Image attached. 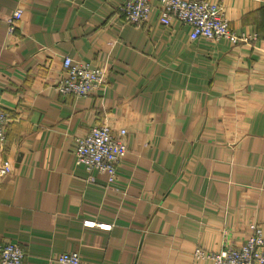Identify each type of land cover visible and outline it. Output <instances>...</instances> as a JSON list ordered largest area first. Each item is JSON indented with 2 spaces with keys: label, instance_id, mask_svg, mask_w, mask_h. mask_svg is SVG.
Here are the masks:
<instances>
[{
  "label": "crops",
  "instance_id": "obj_1",
  "mask_svg": "<svg viewBox=\"0 0 264 264\" xmlns=\"http://www.w3.org/2000/svg\"><path fill=\"white\" fill-rule=\"evenodd\" d=\"M209 1L253 38L192 40L155 2L130 23L123 0H0V163L12 165L0 246L18 243L22 264L65 251L81 264H213L195 248L239 245L254 225L264 237V0ZM65 54L103 66L88 95L54 90ZM102 123L126 130L112 182L75 161V137Z\"/></svg>",
  "mask_w": 264,
  "mask_h": 264
},
{
  "label": "built area",
  "instance_id": "obj_2",
  "mask_svg": "<svg viewBox=\"0 0 264 264\" xmlns=\"http://www.w3.org/2000/svg\"><path fill=\"white\" fill-rule=\"evenodd\" d=\"M153 2L160 9V21L169 24L173 19L191 27L190 39L207 38L226 40L233 44L248 43L253 36L236 32L225 18L222 5L209 0H123L118 9L130 23H142L148 20ZM22 16V9H14L6 18L8 34H13ZM63 74L54 85L60 94L85 96L96 89L104 75L103 66L92 62L73 59L62 55ZM7 114L0 102V145L5 141ZM126 130L113 131L106 124L93 126L88 133L75 137L74 155L77 164L86 170H96L106 174L109 182L116 176L117 166L127 152ZM9 160L0 163V178L11 171ZM93 224L94 222L90 221ZM101 227H110L100 223ZM253 232L239 245L227 244L219 251H206L201 247L194 250L197 258H210L213 264H264V237L258 226H252ZM24 251L16 242H7L0 246V264H22ZM58 264H81L78 251H65L55 258Z\"/></svg>",
  "mask_w": 264,
  "mask_h": 264
}]
</instances>
